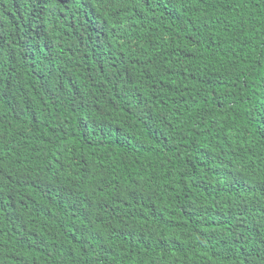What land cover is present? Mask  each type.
Here are the masks:
<instances>
[{
    "label": "trees",
    "instance_id": "obj_1",
    "mask_svg": "<svg viewBox=\"0 0 264 264\" xmlns=\"http://www.w3.org/2000/svg\"><path fill=\"white\" fill-rule=\"evenodd\" d=\"M0 264H264V0H0Z\"/></svg>",
    "mask_w": 264,
    "mask_h": 264
}]
</instances>
